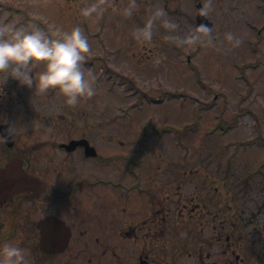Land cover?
I'll use <instances>...</instances> for the list:
<instances>
[{
  "label": "rangeland",
  "instance_id": "obj_1",
  "mask_svg": "<svg viewBox=\"0 0 264 264\" xmlns=\"http://www.w3.org/2000/svg\"><path fill=\"white\" fill-rule=\"evenodd\" d=\"M90 2L0 0V20L35 21L50 34L81 25L92 45L85 64L97 78L96 95L68 105L55 91L40 93L0 77L17 135L40 145V159L48 162L56 158L48 137L61 141L103 129L130 150L145 130L143 165L154 181L167 179L170 202L183 200L191 207L218 191L221 198L245 195L248 206L259 202L264 208V0H212L208 19L217 47L204 42L179 46L165 39L162 26L149 43L133 34L156 5L179 22V34L193 31L196 5L207 0H137L131 17L112 8L128 0H105L107 11L98 19L80 11ZM228 31L241 38L239 46L224 39ZM158 56L165 57L159 64ZM111 142L106 139L103 146ZM122 173L120 168L116 175L123 178ZM168 217L171 229L176 217L171 209ZM178 235L170 230L160 239L165 249L158 244L156 258L177 264L167 252L179 245Z\"/></svg>",
  "mask_w": 264,
  "mask_h": 264
},
{
  "label": "flooded vegetation",
  "instance_id": "obj_2",
  "mask_svg": "<svg viewBox=\"0 0 264 264\" xmlns=\"http://www.w3.org/2000/svg\"><path fill=\"white\" fill-rule=\"evenodd\" d=\"M7 103L0 83V242H19L33 264H171L155 255L170 230L179 231V245L167 252L177 264H264L261 204L218 191L191 207L170 202L167 179L154 181L143 165L145 130L130 150L103 129L48 137L56 158L47 162L40 145L12 128ZM106 139L117 141L103 146Z\"/></svg>",
  "mask_w": 264,
  "mask_h": 264
},
{
  "label": "clouds",
  "instance_id": "obj_3",
  "mask_svg": "<svg viewBox=\"0 0 264 264\" xmlns=\"http://www.w3.org/2000/svg\"><path fill=\"white\" fill-rule=\"evenodd\" d=\"M105 0H92L80 11L85 17L101 18L107 11ZM114 11L131 17L137 9V0H128L122 8L112 5ZM212 0L199 9L200 15L208 17ZM157 26L167 29L165 39L179 46H192L204 42L217 47L218 41L211 25L199 24L195 30L183 35L178 33L180 24L162 5L153 6L142 25L133 29L135 38L142 43L153 40ZM224 39L236 47L242 40L236 33H224ZM92 45L81 25L70 30L57 28L50 34L35 21L27 24L16 20H0V77L3 82L12 77L21 85L40 93L55 91L64 97L68 105H77L81 99L97 93L96 75L85 64ZM165 57H156L159 64ZM39 69V70H37ZM0 138H4L0 136ZM0 264H33L30 251L14 240L0 242Z\"/></svg>",
  "mask_w": 264,
  "mask_h": 264
},
{
  "label": "water",
  "instance_id": "obj_4",
  "mask_svg": "<svg viewBox=\"0 0 264 264\" xmlns=\"http://www.w3.org/2000/svg\"><path fill=\"white\" fill-rule=\"evenodd\" d=\"M201 23H206V24L212 25L210 22H208V20L204 16L200 15V13L198 12V16H197V26L199 24H201Z\"/></svg>",
  "mask_w": 264,
  "mask_h": 264
}]
</instances>
